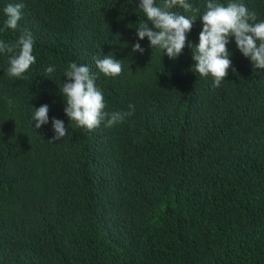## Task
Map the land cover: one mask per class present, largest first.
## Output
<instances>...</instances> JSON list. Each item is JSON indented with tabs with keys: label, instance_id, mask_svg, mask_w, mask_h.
Returning <instances> with one entry per match:
<instances>
[{
	"label": "trees",
	"instance_id": "16d2710c",
	"mask_svg": "<svg viewBox=\"0 0 264 264\" xmlns=\"http://www.w3.org/2000/svg\"><path fill=\"white\" fill-rule=\"evenodd\" d=\"M139 2L0 0V40L30 32L36 56L17 79L0 53V264H264V69L233 36L235 71L213 88L187 45L173 60L139 39L140 24L154 28ZM236 2L264 20V0ZM9 3L24 5L15 30ZM106 55L120 75L98 69ZM72 62L95 75L106 111L133 114L92 130L70 121L59 87ZM44 104L49 122L35 128ZM52 118L68 129L58 141Z\"/></svg>",
	"mask_w": 264,
	"mask_h": 264
},
{
	"label": "clouds",
	"instance_id": "9594fccd",
	"mask_svg": "<svg viewBox=\"0 0 264 264\" xmlns=\"http://www.w3.org/2000/svg\"><path fill=\"white\" fill-rule=\"evenodd\" d=\"M179 6L185 15L173 11ZM22 3H9L4 8L7 19L4 22L5 29L15 30L22 18ZM140 9L143 10L149 23H142L137 27V35L140 40L145 37L150 42L152 49L159 48L163 55L170 59H177L185 46L191 48L192 66L194 72L200 77H213L212 87H219L221 82L228 76L232 68V60L229 58L227 45L231 37L244 56L253 61L254 69H264V20L257 22V14L249 11L243 3L229 0L227 4L220 0H207L206 10L201 14L199 6H195L189 0H162L158 5L156 0H140ZM202 18L203 28L199 34V42L188 41V33L191 32L194 22ZM133 52L145 51L139 42L133 45ZM34 52V39L30 32H23L15 42L0 40V53L9 55V68L7 74L12 78L26 79L25 73L36 63ZM98 69L105 75L116 77L122 73L121 60L106 55L96 60ZM48 74L55 71L54 66L45 70ZM193 71V70H192ZM67 81L59 87L63 95L66 107L64 109L70 121H75L79 127L89 130L100 126L104 121L111 127L121 123L126 117L131 116L135 110L134 105H129V112H108L103 92L97 87L96 77L90 68L84 64L72 62L64 71ZM48 104L35 108L33 121L35 128H40L49 122ZM55 135L49 139L58 141L66 136L67 127L63 120L52 118Z\"/></svg>",
	"mask_w": 264,
	"mask_h": 264
}]
</instances>
